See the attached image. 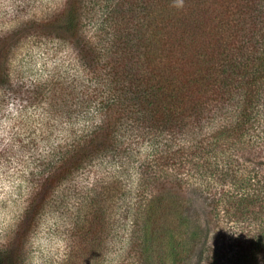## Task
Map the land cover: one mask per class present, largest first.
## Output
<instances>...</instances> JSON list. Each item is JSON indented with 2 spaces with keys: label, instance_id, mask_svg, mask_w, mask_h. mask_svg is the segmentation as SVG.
Returning <instances> with one entry per match:
<instances>
[{
  "label": "trees",
  "instance_id": "16d2710c",
  "mask_svg": "<svg viewBox=\"0 0 264 264\" xmlns=\"http://www.w3.org/2000/svg\"><path fill=\"white\" fill-rule=\"evenodd\" d=\"M13 5L23 19L0 31V104L48 103L47 123L68 127L45 146L0 134V159L34 160L0 264H35L41 224L69 211L57 264H187L197 250L202 264H264V0ZM48 42L74 55L80 88L12 67L24 43ZM104 160L92 194L62 190Z\"/></svg>",
  "mask_w": 264,
  "mask_h": 264
},
{
  "label": "rangeland",
  "instance_id": "374dc122",
  "mask_svg": "<svg viewBox=\"0 0 264 264\" xmlns=\"http://www.w3.org/2000/svg\"><path fill=\"white\" fill-rule=\"evenodd\" d=\"M14 0H0V31L4 28H11L20 24L23 19V13L16 11L17 7L13 5ZM2 33V31H1ZM12 67L23 69L26 76L33 81L41 80L48 87H53L58 81L59 87H64V93L68 92L69 87L77 85L86 79L80 66L74 60L69 50L53 43H24L16 52V56L12 60ZM58 87V88H59ZM80 89L77 91L79 92ZM45 106L28 107L25 105H12L3 102L0 104V116L2 118L3 132L1 135L5 138L6 143L18 136L23 137L26 142L34 140L36 143L45 146L48 142L44 140V136L54 141L56 135H63L61 129H67L66 124H62L60 130L54 126V121L49 120L48 103ZM78 116V114H76ZM68 131V130H67ZM62 132V133H60ZM54 139V140H53ZM14 143V142H13ZM51 143V142H49ZM48 148V147H47ZM139 149L145 151L148 144L139 146ZM17 154L15 157L4 161L0 159V242H3L5 235L9 229L17 221L18 216L22 213L25 206V197L27 193V175L33 167L34 160L28 156ZM109 168V169H108ZM115 170H113L114 172ZM111 175L110 167H107L106 160L98 162L85 170H82L73 177L72 180L66 182L62 190L66 193H72L75 189L78 191L85 190V195L92 194L94 183L99 180L106 183L108 176ZM89 189V191H88ZM202 206V201H196V205ZM118 206V204H117ZM111 211L112 220L120 218V213L124 209H119L114 205ZM206 211L204 207L201 209ZM69 211L64 216L60 213L51 214L46 217L36 235V255L34 257L35 264H40L45 260V264H57L64 254L69 250L70 239L65 232V222L67 221ZM114 230L118 226L117 222L112 225ZM116 233V232H115ZM197 250L187 264H202L203 255ZM42 259V260H41ZM169 263L172 264L169 258Z\"/></svg>",
  "mask_w": 264,
  "mask_h": 264
}]
</instances>
